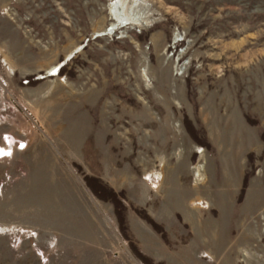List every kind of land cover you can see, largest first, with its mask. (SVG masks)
<instances>
[{
  "label": "rangeland",
  "instance_id": "obj_1",
  "mask_svg": "<svg viewBox=\"0 0 264 264\" xmlns=\"http://www.w3.org/2000/svg\"><path fill=\"white\" fill-rule=\"evenodd\" d=\"M113 1L0 0V264H264V0Z\"/></svg>",
  "mask_w": 264,
  "mask_h": 264
},
{
  "label": "bare ground",
  "instance_id": "obj_2",
  "mask_svg": "<svg viewBox=\"0 0 264 264\" xmlns=\"http://www.w3.org/2000/svg\"><path fill=\"white\" fill-rule=\"evenodd\" d=\"M110 15L112 16V13H110ZM111 20H112V18H111ZM114 23H115V21H113V25H115V26L117 27L118 24H117V23L114 24ZM131 23L137 25L136 22H129V23H126V25H127V24L129 25V24H131ZM113 25H112V26H113ZM116 27H115V28H116ZM117 28H118V27H117ZM116 30H118V29H116ZM108 114H109V112H108ZM111 114H112V113H111ZM110 117H111V116H110ZM119 119H120V118H119ZM147 123H148V122H147ZM141 124H144V123H141ZM168 128H169V127H168ZM167 131H168V130H167ZM169 131H170V130H169ZM172 144H173V143H172ZM197 199H199V198H197ZM191 218H192V217H191ZM190 222H191V223H190V226H194V227H195V226H198V225H199V224H198L199 221H198L196 218H195L194 220H190ZM206 223H207L208 227H209L211 224H214L213 222H211V221H209V220L206 221ZM196 224H198V225H196ZM207 229H208V228H206V232L203 233V234H208V233H207V232H208ZM209 234H210V233H209ZM208 236H210V235H208ZM244 240H245V239H244ZM244 240H242V241H244ZM225 241H226V240H225ZM225 241L222 243V244H223L222 247L225 246V244H226ZM203 246H204V245H203ZM203 248H204V247H203ZM223 249H224V253H225V255H226L227 257L232 256L233 254L237 253V251H233V252H232V250H230V249L226 251V250H225V247H223L221 250H223ZM204 252L207 253L206 256H207V255H208V256H212L211 259H212V258L215 259V258L218 256V253H215V252H213V251H212L211 253H209V252L205 249ZM243 255H244V254H243ZM224 257H225V256H224ZM209 258H210V257H209Z\"/></svg>",
  "mask_w": 264,
  "mask_h": 264
}]
</instances>
